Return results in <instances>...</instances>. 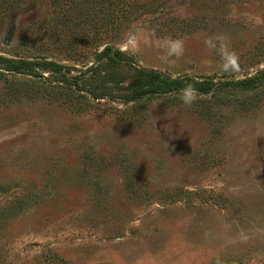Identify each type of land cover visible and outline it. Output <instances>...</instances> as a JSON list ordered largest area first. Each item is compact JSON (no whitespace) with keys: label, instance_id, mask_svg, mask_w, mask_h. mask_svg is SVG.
<instances>
[{"label":"rangeland","instance_id":"obj_1","mask_svg":"<svg viewBox=\"0 0 264 264\" xmlns=\"http://www.w3.org/2000/svg\"><path fill=\"white\" fill-rule=\"evenodd\" d=\"M51 9H12L0 57L40 52L27 36ZM137 14L112 44L121 64L41 51L64 56L68 76L98 63L118 75V93L86 94L81 108L48 70L0 61V264H264V0H164ZM168 18L179 29L160 32ZM137 69L204 87L191 105L184 87L132 99Z\"/></svg>","mask_w":264,"mask_h":264},{"label":"trees","instance_id":"obj_2","mask_svg":"<svg viewBox=\"0 0 264 264\" xmlns=\"http://www.w3.org/2000/svg\"><path fill=\"white\" fill-rule=\"evenodd\" d=\"M28 0H0V27H3L6 15ZM164 0H50L51 12L38 18L29 30L28 42L36 45L40 52L23 54L20 59L0 57V61L6 62V68L28 74L32 77H43L42 69L62 81L57 83V91H70L67 99H84L90 102L88 96L99 99L104 96H112L123 88L122 81L112 70L102 72L100 65L88 66L82 76H68L65 65L57 59H70L84 62L91 55L95 59L106 58L110 65L121 64L119 58H126L125 53L116 48L113 42L119 40L123 32L138 18L137 11L144 8L159 6ZM176 18H168L160 23L159 31H171L179 29L181 24ZM1 31V28H0ZM164 33V32H163ZM105 45L102 51L97 49ZM58 49L64 56L46 55L43 50ZM53 57V59H48ZM136 75L130 80L131 94L128 97L137 99L142 93L148 91L170 90L172 88L185 87L184 80L170 79L157 71L137 69ZM87 73H90L85 77ZM61 78V79H59ZM251 81V79L249 80ZM204 81L192 80L187 85L192 88L202 89ZM87 85V86H86ZM197 85V86H194ZM201 85V86H200ZM51 87V86H50ZM202 87V88H201ZM84 90L86 93H81ZM47 91V90H45ZM39 93V92H38ZM46 93V92H45ZM44 93V95H45ZM73 106L81 108L84 102H72ZM72 107V106H71Z\"/></svg>","mask_w":264,"mask_h":264},{"label":"clouds","instance_id":"obj_3","mask_svg":"<svg viewBox=\"0 0 264 264\" xmlns=\"http://www.w3.org/2000/svg\"><path fill=\"white\" fill-rule=\"evenodd\" d=\"M178 54V52H177ZM194 89L191 87V85L185 86L183 89H181V96L180 99L183 104L185 105H191L195 100L194 95Z\"/></svg>","mask_w":264,"mask_h":264},{"label":"water","instance_id":"obj_4","mask_svg":"<svg viewBox=\"0 0 264 264\" xmlns=\"http://www.w3.org/2000/svg\"><path fill=\"white\" fill-rule=\"evenodd\" d=\"M115 50V49H114Z\"/></svg>","mask_w":264,"mask_h":264}]
</instances>
